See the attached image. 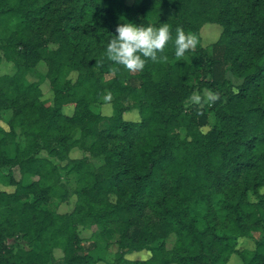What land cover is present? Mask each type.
Instances as JSON below:
<instances>
[{"label": "trees", "instance_id": "obj_1", "mask_svg": "<svg viewBox=\"0 0 264 264\" xmlns=\"http://www.w3.org/2000/svg\"><path fill=\"white\" fill-rule=\"evenodd\" d=\"M124 21L167 23L162 58L139 71L109 59ZM205 24L221 28L210 53ZM177 29L196 37L179 57ZM2 62L15 71L0 75V176L14 190L0 191V264H98L99 241H114L110 264H264V0H0ZM39 62L45 78L26 84ZM203 90L206 106L193 101ZM104 104L111 115L93 111ZM132 110L139 120H124ZM92 226L84 243L79 229ZM15 234L32 249L8 246ZM239 239L254 248L239 251ZM141 251L150 258H125Z\"/></svg>", "mask_w": 264, "mask_h": 264}, {"label": "rangeland", "instance_id": "obj_2", "mask_svg": "<svg viewBox=\"0 0 264 264\" xmlns=\"http://www.w3.org/2000/svg\"><path fill=\"white\" fill-rule=\"evenodd\" d=\"M127 5H130L132 3V0H125ZM162 13L166 16L169 15V12L167 10H162ZM221 33V28L220 26L216 24H205L201 28V38H202V45L207 49V51L210 53L211 52V44L215 42L219 35ZM189 36L194 38L193 45L190 47L193 48L195 43H196V37L192 34H189ZM15 71V68L12 63H7V62H2L0 64V75L1 74H8L11 75ZM46 74V66L43 62H39L34 68H32L27 76L25 77V83L30 84V83H39L45 78ZM73 77V76H72ZM233 81L235 83H239V80L236 78H233ZM41 90L43 93V100L46 105L51 104V92L48 86V82L44 81L43 84L41 85ZM210 98L211 94L207 90H203L201 93L195 94L193 96V101L195 103H199L201 106H206L210 104ZM94 112L96 113H101L103 115L109 116L111 115V107L109 104H104L102 106H95L92 108ZM67 113L71 112V108L65 109ZM0 118V127L3 128L4 130H8L7 125L5 121L9 118V113H2ZM124 120L127 121H138L139 116L136 110H132L130 112H127L123 115ZM205 130V129H204ZM184 135V134H183ZM72 138L74 140L79 138V131H74L72 133ZM91 143V140L87 141V144L89 145ZM83 154L78 151V150H73L70 153L71 158H80ZM92 162L96 168L101 166L102 161L100 159H92ZM4 172L3 170V176H0V191H5V192H12L14 190L13 186H10L6 183L5 177H4ZM14 178L19 179V172L18 170L14 171ZM37 180V177L32 176V175H25L22 178L23 183L27 184L32 181ZM218 197L215 198V205L216 208H218L217 204ZM76 202V198L74 196H71L68 201L64 204H61L58 207V212L59 213H69L73 210L74 204ZM219 216L222 217V213H219ZM80 235L84 239V243L88 241H92V236L99 232L98 227L92 226L90 228H80ZM254 236L257 238V234H254ZM176 241V237L174 234H171L167 237L166 242H165V248L167 250H171L174 247ZM100 242V243H99ZM98 246L91 252V255L94 259L101 258L103 261L99 262L98 264H110L113 261L114 255L117 252V248L114 245V241L110 242V246L106 248L104 242L99 241ZM6 244L8 246H19L20 248L24 250H31L32 246L24 239L23 234H15L12 238H8L6 240ZM236 248L239 251L243 250H252L254 248V240L253 239H239L237 242ZM150 252L148 251H141V252H135L129 255H126V259L128 260H136V259H149L150 258ZM54 257L55 259H59L62 257V251L60 249H55L54 250ZM228 264H241V261L237 255H232L231 258L229 259Z\"/></svg>", "mask_w": 264, "mask_h": 264}, {"label": "clouds", "instance_id": "obj_3", "mask_svg": "<svg viewBox=\"0 0 264 264\" xmlns=\"http://www.w3.org/2000/svg\"><path fill=\"white\" fill-rule=\"evenodd\" d=\"M116 33L107 44L106 56L130 71L142 70L146 59L156 61L162 58L158 54L162 53L168 42L172 40L167 23L155 27L151 24L145 26L124 21L118 24ZM193 42V37L177 29L174 40L175 55L183 56Z\"/></svg>", "mask_w": 264, "mask_h": 264}]
</instances>
